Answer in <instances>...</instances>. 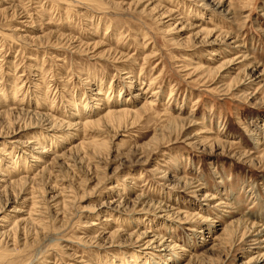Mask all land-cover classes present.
<instances>
[{"label": "rangeland", "instance_id": "1", "mask_svg": "<svg viewBox=\"0 0 264 264\" xmlns=\"http://www.w3.org/2000/svg\"><path fill=\"white\" fill-rule=\"evenodd\" d=\"M0 178V264H264V0H0Z\"/></svg>", "mask_w": 264, "mask_h": 264}, {"label": "bare ground", "instance_id": "2", "mask_svg": "<svg viewBox=\"0 0 264 264\" xmlns=\"http://www.w3.org/2000/svg\"><path fill=\"white\" fill-rule=\"evenodd\" d=\"M252 77H253V75H252ZM257 77V76H256ZM254 80V79H253ZM97 92V91H96ZM119 112H122V111H119ZM108 113V112H107ZM106 113V114H107ZM110 113V112H109ZM112 113V112H111ZM114 113V112H113ZM112 113V114H113ZM118 113V112H117ZM126 113V112H125ZM108 115V114H107ZM57 143V142H56ZM28 146V145H27ZM42 148V147H41ZM31 149V148H30ZM44 150V149H43ZM41 151V152H44V151H46V150H44V151ZM58 157V156H57ZM56 157V158H57ZM19 182L21 181H26V179H21V180H18ZM18 181H14V182H10V185H12L13 183L14 184H16V183H18ZM2 182H5V180L4 179H1L0 178V192L2 191V190H4L5 188H6V185L3 187V188H1V184H3ZM193 187V186H192ZM197 187V186H196ZM160 211H165V213L166 214H164V215H161V217H165L166 215H168L169 214V211H167L166 212V210H164V209H162V208H160L159 209ZM4 219V218H3ZM3 219H2V221H3ZM241 220V219H240ZM4 221H5V219H4ZM233 223H235V224H237V223H241L242 224V221H240L239 222V219H236V221H232ZM238 225H240V224H238ZM244 227H249L250 225H249V223H247L246 221H244L243 222V224H242ZM241 226V225H240ZM250 227H254L253 228V231L255 232L253 235H252V237H254V238H252V239H254V240H258V241H255V242H259V243H264V237H263V239H260L259 240V238L260 237H262V235L264 234V229L263 228H259V227H256V226H254L253 224H251V226ZM228 230V228L227 227H225L224 228V230L223 231H227ZM114 233H116V231H113ZM252 233V232H251ZM138 236H137V238L139 239V241H140V245L142 246L141 248L142 249H151V250H158V252H174V247L169 243V242H166V240H164L163 238H160V237H158V236H156V235H153V234H150V233H148L147 231L146 232H139V234H137ZM138 241V242H139ZM253 244V243H252ZM255 244V243H254ZM257 244V243H256ZM258 246V245H257ZM264 246V245H263ZM160 255V254H159ZM175 255V254H174ZM158 256V255H157ZM156 257V256H155ZM261 257H264V255L263 256H261ZM170 259V258H169ZM168 259V260H169Z\"/></svg>", "mask_w": 264, "mask_h": 264}]
</instances>
